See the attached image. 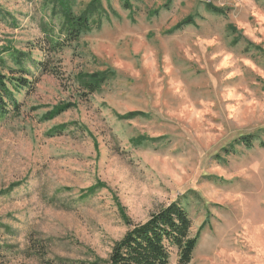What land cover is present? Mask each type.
<instances>
[{"label":"rangeland","instance_id":"obj_1","mask_svg":"<svg viewBox=\"0 0 264 264\" xmlns=\"http://www.w3.org/2000/svg\"><path fill=\"white\" fill-rule=\"evenodd\" d=\"M63 19L54 0H0V47L28 54L33 82L0 117V264H109L173 203L198 238L191 264H264V0H101L53 53ZM104 72L85 97L79 76Z\"/></svg>","mask_w":264,"mask_h":264},{"label":"trees","instance_id":"obj_2","mask_svg":"<svg viewBox=\"0 0 264 264\" xmlns=\"http://www.w3.org/2000/svg\"><path fill=\"white\" fill-rule=\"evenodd\" d=\"M63 12L62 32L65 35L63 43L56 42L49 36L47 39L53 53L77 41L83 34L90 31L91 20L97 9L101 7V0H93L85 13L76 16L72 12L71 0H54ZM194 24L193 17H188L180 22L174 30H182ZM12 50V51H11ZM11 52L10 57L20 67L16 72L20 77H14L11 71L10 77L5 75L6 60L2 56ZM27 53L14 49L0 47V117L6 119L14 112H19L20 102L16 95L23 90H30L33 82L29 81V71L25 66ZM37 66L42 72L47 70L45 63ZM112 72L80 75V90L86 96H90L101 89L110 78ZM60 110L58 107L52 113ZM144 116L142 113H130L126 119ZM254 136H244L238 141L245 147H253ZM192 220L188 212L179 204L173 203L159 212L153 214L150 219L134 227L126 236L116 244L110 256L109 264H172V249L177 251V264H191L194 251L198 244V238L191 237Z\"/></svg>","mask_w":264,"mask_h":264}]
</instances>
